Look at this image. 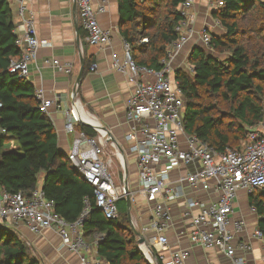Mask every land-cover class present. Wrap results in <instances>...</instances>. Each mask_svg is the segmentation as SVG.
<instances>
[{
	"label": "built area",
	"instance_id": "1",
	"mask_svg": "<svg viewBox=\"0 0 264 264\" xmlns=\"http://www.w3.org/2000/svg\"><path fill=\"white\" fill-rule=\"evenodd\" d=\"M9 1L19 3L15 34L21 51L19 56L11 57L9 71L27 78L39 48L47 44V41L39 39L34 18L25 16L28 0ZM72 1L76 3L89 43L98 47L107 46L111 42L110 31L101 26L99 15L107 11L109 0ZM195 1L185 0L178 7L183 19L176 26L178 38L170 44L167 56L161 61L162 69L157 70L136 62L127 42L122 57L113 53V68L125 74L133 86L127 102L126 121L131 123V129L126 139L131 142L130 149L139 167L137 192L146 199L150 215L145 224L140 225L134 217L131 224L141 232L144 241L138 243L140 236L136 235L137 243L151 264H186L190 250L184 249L168 258L164 253L170 248L167 231L174 224V214L169 203L182 198V216L190 221V230H182L180 234L187 236L192 245L220 250L233 264H245V258L237 256L236 250L239 247L248 252L252 250V245L244 241L236 245L235 232L230 225L233 224L236 232L246 227L244 218L232 222L240 192L244 191L249 196L264 189V123L251 127L239 148H227L225 151H216L207 142L186 131V98L177 81L172 80V61L197 33L203 44L212 47L210 31L202 29L198 32L195 28ZM223 5V0L216 1L217 8ZM217 22L220 23V20L217 19ZM147 41V38L142 39V42ZM46 63L67 74L72 72L70 63H62L57 58L47 59ZM97 67L98 64L93 63L90 70L94 71ZM36 95L40 101V110L48 113L49 108L56 103L55 99L46 98L42 89L37 90ZM77 101L75 99L67 113L66 129L75 131L76 125L82 123L91 125L98 134L88 136L85 132H78L74 146L67 155L83 178L95 187L97 206L107 218H117L120 199L130 195L132 206L135 202L129 186L127 188L124 183H119L112 170L115 157L121 160L125 168L123 155L116 149L115 141L102 128L101 123H88L76 114ZM2 107L0 101V112ZM7 133L8 130L1 125L0 115V136ZM109 146L116 152L108 151ZM190 163L195 165V172L187 170ZM178 168L186 169L187 174L175 184L172 173ZM182 182H188L195 190H208L211 182H214L219 196L209 202L187 196ZM87 213L88 209L77 221H67L55 210L54 201L46 196L43 183L38 184L30 195H26L22 191L7 190L0 181V223L18 231L23 224L35 234H40L44 229L54 230L63 246L78 254V264H108L102 257L91 260L87 255L90 245L83 230V220ZM254 237L264 240L259 227ZM99 239L100 235L97 237Z\"/></svg>",
	"mask_w": 264,
	"mask_h": 264
},
{
	"label": "trees",
	"instance_id": "2",
	"mask_svg": "<svg viewBox=\"0 0 264 264\" xmlns=\"http://www.w3.org/2000/svg\"><path fill=\"white\" fill-rule=\"evenodd\" d=\"M184 1L119 0L120 31L136 62L162 69V59L178 38L176 26L183 19L178 7ZM223 1L213 16L225 26V35L212 34V52L199 45L193 48V73L185 67L175 71L186 98V131L216 151L239 148L249 129L264 123V1ZM144 38L148 41L142 42ZM20 53L11 2L0 0V115L8 130L0 136L1 184L30 195L44 174V192L63 218L77 221L88 209L84 234L100 235L98 254L108 264H151L138 246L126 199L118 201L117 218L106 217L97 206L95 187L59 148L55 124L40 110L34 85L9 71L11 57ZM93 63V58H85L84 74ZM76 130L98 134L82 123ZM12 140L16 147L9 149ZM248 199L264 237V189ZM0 264L43 262L20 231L1 225Z\"/></svg>",
	"mask_w": 264,
	"mask_h": 264
},
{
	"label": "crops",
	"instance_id": "3",
	"mask_svg": "<svg viewBox=\"0 0 264 264\" xmlns=\"http://www.w3.org/2000/svg\"><path fill=\"white\" fill-rule=\"evenodd\" d=\"M208 2L210 0L195 1L193 12L197 16L195 28L198 32L202 28L211 29L213 26L215 27V20L209 19L208 16V13L211 12L210 7L208 8ZM11 5L16 22L19 3L12 2ZM25 16L34 18L35 30L39 39L47 41V44H43L39 48L36 61L31 63L27 80L34 85L36 91L42 89L46 98H53L56 101L49 108L47 114L55 124L59 148L68 154L78 136L79 131L70 132L66 129L67 113L74 105L75 99H78L82 108L94 115L116 140V149L123 155L125 168L121 164L123 179L119 173H114V175L119 183L125 184L126 179H128L129 188L134 193L135 198L132 216L140 225L147 223L150 219L148 203L137 192L139 167L137 159L130 149L131 142L126 139V135L131 129V123L126 121L127 102L133 86L129 83L127 76L116 71L112 65L113 53H118L122 57L126 42L120 31L119 0H109L107 11L99 15L101 26L110 31L111 35V42L103 47L93 46L89 43L87 31L80 21L78 9L72 0H28ZM199 40L201 41L199 33H197L173 59V71L171 73L173 81H175V71L179 67L190 70L193 67L189 63V55L193 48L199 45ZM86 57L93 58L98 67L94 71L88 68L86 74L83 75L79 92L76 94L82 60L84 59L85 62ZM55 58L62 63H70L72 72L67 74L54 65L46 63L47 59ZM75 110L80 118L88 121L81 115L77 103ZM110 150L116 152L112 146H109L108 151ZM119 161L121 163L120 159ZM187 170L195 172L196 167L190 163L187 165ZM187 170L184 168L175 169L172 173V181L177 184L178 180L187 174ZM43 178L44 174L41 173L39 184L43 183ZM182 185L187 196L205 202L219 196L215 190L214 182H211L208 190L202 188L195 190L188 182H182ZM169 205L174 214V224L167 231L170 239V248L164 252L167 258L172 254L188 249L190 256L186 264H233L232 260L220 250L204 249L192 245L187 236L180 234L182 230H190V221L182 216L184 208L182 198L170 202ZM240 218H244L246 221V227L242 231L236 232L233 224L230 225V228L235 232V244L238 245L242 241L249 242L252 245V250L246 252L238 247L237 256L244 257L245 264H264V240L254 237L255 231L259 227V215L250 205L248 195L244 191L239 194L235 213L232 215V222ZM1 225L3 224L0 223ZM19 229L41 258L43 264H78V254L63 246L56 231L44 229L40 234H35L23 224L20 225ZM97 237L98 234L86 236L90 245L87 255L91 260L101 257L98 254Z\"/></svg>",
	"mask_w": 264,
	"mask_h": 264
},
{
	"label": "rangeland",
	"instance_id": "4",
	"mask_svg": "<svg viewBox=\"0 0 264 264\" xmlns=\"http://www.w3.org/2000/svg\"><path fill=\"white\" fill-rule=\"evenodd\" d=\"M201 1H204V0H201ZM216 1L217 0H211V2H208V8L209 9H211V12H209L208 13V16H209V19H214L215 21H214V25H215V27L213 28H209L208 30L209 31H211V33L213 34V35H218V36H223V35H225V33H226V28H225V26L220 22V23H218L217 22V19L213 16V11L215 10V9H218L217 7H216ZM264 1V0H263ZM210 5V6H209ZM212 19V20H213ZM203 29V28H202ZM201 29V30H202ZM200 30V31H201ZM199 46H201V47H203V48H205L207 51H209V52H212V51H214L213 49V47H207L205 44H203L200 40H199ZM187 69V68H186ZM188 70H190V69H188ZM190 71H193V70H190ZM223 109H225V108H223ZM6 147L7 148H9V149H11V148H14L15 147V141L14 140H12V141H9L8 143H7V145H6ZM116 160H118V161H116ZM114 166H113V172L115 173V174H118L119 173V175L121 176V178L123 179V174H121L122 173V166H121V163H120V161H119V159H118V157H115V159H114ZM134 212H133V207H132V214H133ZM133 217V216H132ZM139 221H140V219H139Z\"/></svg>",
	"mask_w": 264,
	"mask_h": 264
},
{
	"label": "water",
	"instance_id": "5",
	"mask_svg": "<svg viewBox=\"0 0 264 264\" xmlns=\"http://www.w3.org/2000/svg\"><path fill=\"white\" fill-rule=\"evenodd\" d=\"M75 5H76V3H75ZM84 64H85V62H84V59H83V60H82L81 71H80L79 76H78V79H77L76 94H78V92H79V87H80V85H81V81H82V79H83V75H84ZM88 125H89V124H88ZM90 126H91V125H90ZM102 128H103L104 130H107V131L109 132V130H108L105 126L102 125ZM109 133H110V132H109ZM110 135H111V133H110ZM111 136H112V135H111ZM112 140L116 142V140L113 139V136H112ZM126 174H127V173H126ZM125 185H126V187L128 188V186H129V185H128V179H126V181H125ZM126 201H127V205H128V214H129L130 220L132 221V207H133V206H132V199H131V196H130V195H127V197H126ZM133 228H134V230H135L136 235H137V236H140V238L138 239V243L144 241L143 237H141V232H140L135 226H133Z\"/></svg>",
	"mask_w": 264,
	"mask_h": 264
},
{
	"label": "bare ground",
	"instance_id": "6",
	"mask_svg": "<svg viewBox=\"0 0 264 264\" xmlns=\"http://www.w3.org/2000/svg\"><path fill=\"white\" fill-rule=\"evenodd\" d=\"M77 105H78V108H79V110H80V113H81V115L82 116H84L88 121H86V122H88V123H91V124H94V125H99V122H98V120L95 118V116L94 115H92L89 111L87 112V111H85L83 108H82V106H81V104H80V101L78 100L77 101ZM76 111V110H75ZM76 114H77V112H76ZM78 115V114H77ZM84 120V119H83ZM90 121V122H89ZM120 157H122V156H120Z\"/></svg>",
	"mask_w": 264,
	"mask_h": 264
}]
</instances>
